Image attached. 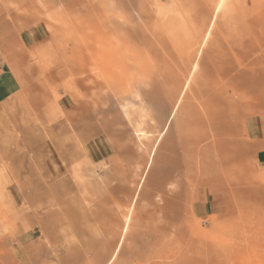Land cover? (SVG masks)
Masks as SVG:
<instances>
[{"label": "rangeland", "instance_id": "rangeland-1", "mask_svg": "<svg viewBox=\"0 0 264 264\" xmlns=\"http://www.w3.org/2000/svg\"><path fill=\"white\" fill-rule=\"evenodd\" d=\"M0 16L24 35L0 103V264H264V0Z\"/></svg>", "mask_w": 264, "mask_h": 264}, {"label": "crops", "instance_id": "crops-1", "mask_svg": "<svg viewBox=\"0 0 264 264\" xmlns=\"http://www.w3.org/2000/svg\"><path fill=\"white\" fill-rule=\"evenodd\" d=\"M23 42L24 35L16 32L11 22L0 16V103L15 99L22 91L21 81L15 68V58H17L15 56L19 55L16 50ZM22 57H24V54H22ZM249 131V135H251V128ZM260 139L264 140L263 136ZM84 161L87 167L86 158ZM74 170L72 168V171ZM78 170H81L80 166Z\"/></svg>", "mask_w": 264, "mask_h": 264}, {"label": "bare ground", "instance_id": "bare-ground-1", "mask_svg": "<svg viewBox=\"0 0 264 264\" xmlns=\"http://www.w3.org/2000/svg\"><path fill=\"white\" fill-rule=\"evenodd\" d=\"M175 106V105H174ZM144 107V106H143ZM146 108V107H145ZM147 109V108H146ZM140 111H144V108H140L139 109ZM145 113V112H144ZM147 113V112H146ZM146 115V114H145ZM149 115V114H148ZM146 117V116H145ZM148 118V117H147ZM146 118V119H147ZM143 121H146V120H143ZM137 122V121H136ZM140 122H142L141 120H140ZM144 124H145V122H144ZM136 125V124H135ZM143 124H139L138 126H137V128L139 127V126H142ZM146 125V124H145ZM93 127H91V129H92ZM93 130V129H92ZM145 130H146V128H145ZM145 130H143V129H141L140 127H139V129H136L135 131H136V133L138 134V137L140 138V137H142V136H144V135H146L147 134V132H145ZM145 137V136H144ZM81 150V149H80ZM81 155V154H80ZM74 156V155H73ZM76 158V157H75ZM76 197V196H75ZM93 207V206H92Z\"/></svg>", "mask_w": 264, "mask_h": 264}]
</instances>
